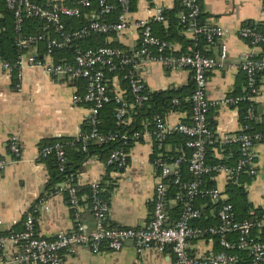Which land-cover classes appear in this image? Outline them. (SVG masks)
I'll return each mask as SVG.
<instances>
[{
	"label": "built area",
	"instance_id": "1",
	"mask_svg": "<svg viewBox=\"0 0 264 264\" xmlns=\"http://www.w3.org/2000/svg\"><path fill=\"white\" fill-rule=\"evenodd\" d=\"M9 9L13 10L16 29L20 30L25 18H39L47 23V27H53L59 33V37L47 40V54L52 56L54 48L65 47L72 42L77 41L91 32L108 33L114 31L121 34L129 23V14L131 13L132 0H119L121 13L119 21L115 23L91 21L78 29L66 30L63 17H80L83 9L92 5L91 0H76V4H53L46 7L34 0H5ZM49 1V0H48ZM150 10L153 15L151 19H144L138 22L140 28V39L136 49L128 52L117 46H99L85 51L77 50L74 61L56 62L52 58L45 61L37 57L34 52L29 56L30 47L42 40L44 36L30 35L18 42L23 48H28L25 54L11 63L0 57V70L15 72L21 78L23 69L27 66H40L51 76L62 77L69 76L73 79L84 80L86 83L83 94H75V102L86 103L89 107L88 121L93 129L88 134H79L82 139V148L87 150L90 140L97 142H115L118 139L116 134H102L97 129L99 121V112L104 105L113 98L109 88L108 72H112L124 64L131 66V69L124 75L128 80L133 95V105H142L149 99V90L145 83L138 77V70L148 63H160L163 66L174 69H189L192 71L195 83L194 92L185 98L192 103L193 114L192 122H178L170 124L166 118L156 115L153 117L154 128L144 129L133 133L135 141L151 137L157 142L159 148L165 145L166 140L175 132L185 135L188 139L186 147L190 148L189 170L196 177L194 180L182 184L189 198L185 202L180 217L173 220L169 216L167 208L168 202V175L176 174L174 183L180 184L181 177L178 168L184 160V155L177 157L172 162L164 159L162 152L157 159L153 158L154 163L159 168L157 182L155 186V196L153 210L150 220L143 227H107L105 220L109 213V204L100 193L104 190L107 181H94L90 184L92 194V210L96 221V227L88 231L82 219V204L78 193L77 175L66 176V191L68 202L73 209L75 221V230L73 232H60L54 238H47L38 233L36 219L32 213H28L22 230L12 231L7 235H0V253L7 242H20L25 247L23 258L29 264H61L63 251L73 250L76 245L88 246L94 252H100L103 247L111 251H119L127 242H132L139 252L156 246L160 251L170 249L174 262L173 264H235L238 256L227 252V249H239L247 251L252 260L250 264L264 263V243L256 242L252 236V223L249 221L236 222L233 219L232 205L224 204L218 211L220 224L217 226L201 227L193 225V220L202 216L201 210L192 205V199L203 193L200 187L199 177L203 174L215 173L216 176L226 174L229 180L237 179L242 174L255 177L258 174V168L255 158V142L264 139L263 133H231L218 136L222 143H238L240 145V157L236 165L209 164L206 160L207 145L213 143V130L208 125V112L213 106L210 101L207 88L209 82V72L218 67H224L228 60V51L225 46L218 58L206 55L200 51L190 53L174 54L171 51L172 45L161 40L154 35L152 23L154 21L166 22L164 8L158 4V0H151ZM183 10L180 11V20L187 25V32L192 34V39L196 40L200 34L206 36L209 44H214L219 38L229 33V29L210 23H199L198 18L202 12L200 0H181ZM98 16H104L112 12L115 6L108 0H98ZM96 15V14H94ZM239 35L245 40L249 39V44L258 46L264 42V35L255 31L250 26L244 25L239 30ZM241 68L246 76V87L248 92L240 95L225 97L222 102L233 106L241 101L251 102L248 109V117L258 119L256 105L254 103L255 95L258 93L256 75L264 72V54L259 55L251 51L241 54ZM119 104L116 117L122 120L125 116L129 104L123 100L121 93L114 96ZM178 104L179 99H174ZM132 105V106H133ZM126 138V135H122ZM9 147L15 158L21 156L20 140L17 135H12L9 139ZM55 156L60 172H64L67 164V154L61 142L44 145L40 150V156L47 158ZM129 152L124 148H116L111 151L106 161L108 166L115 165L117 169L125 168L128 165ZM11 160L0 157V172L4 171L11 163ZM173 166V169L171 168ZM212 201L218 202L224 195L219 187L206 191ZM264 225V215L258 223ZM231 233H236V238H229ZM219 235L220 244L224 250L211 252L207 255H195L190 251L191 242L200 239L204 235ZM3 257L0 255V263Z\"/></svg>",
	"mask_w": 264,
	"mask_h": 264
},
{
	"label": "crops",
	"instance_id": "2",
	"mask_svg": "<svg viewBox=\"0 0 264 264\" xmlns=\"http://www.w3.org/2000/svg\"><path fill=\"white\" fill-rule=\"evenodd\" d=\"M52 4H70L73 0H49ZM158 4L172 9L177 0H158ZM206 22L229 29L205 49L209 56L218 58L223 46L228 51L227 64L209 72L207 94L213 103L210 114L216 120V134L238 133L242 130L239 108L224 104L227 96L246 93V76L241 68V54L262 52L261 46H252L239 35L242 26L250 21L264 23V0H200ZM150 3L138 0L137 8L129 14L127 28L119 34V41L126 47H136L140 39L138 22L152 18ZM188 38L189 32H184ZM175 50L183 45L176 43ZM192 46H189V50ZM40 48L33 52L40 55ZM42 56V55H41ZM45 61L53 57L43 54ZM138 77L150 91L181 87L193 81L189 69L174 70L160 63H148L138 70ZM258 93L254 103L258 119L264 125V75H259ZM112 80V81H111ZM112 82V83H111ZM115 85L116 93L123 94L116 76L109 84ZM85 81L69 76L54 77L40 66H27L21 78L15 72L0 70V157L12 162L0 172V235L23 229L27 214L36 219L38 233L54 238L60 232H73L75 221L73 209L64 192L65 182L49 187L50 169L40 156L41 148L49 141L78 137L83 132L89 116L86 103L75 102V94L85 92ZM189 119L187 112H170L166 120L177 124ZM17 135L21 156L15 158L9 147V139ZM172 148V145H170ZM155 142L151 137L134 142L129 151L128 165L111 169L97 155L89 158L77 174L82 190L94 181L105 180L112 185L109 197L108 221L114 226L143 227L150 220L154 204L155 186L159 168L154 163ZM258 174L246 188L249 199L255 206L264 207V142L255 148ZM222 158L223 154L217 151ZM217 187L225 191L230 181L226 174L216 176ZM86 198V196H84ZM174 203V201H173ZM82 219L88 231L96 227V221L88 204H82ZM174 220V219H173ZM190 251L195 255H207L214 251L211 238L191 242ZM25 247L20 242L9 241L1 251L0 264H29L23 258ZM174 257L168 248L160 251L151 246L139 252L132 242H127L119 251L103 247L94 252L88 246L76 245L73 250L63 251L61 264H173Z\"/></svg>",
	"mask_w": 264,
	"mask_h": 264
},
{
	"label": "trees",
	"instance_id": "3",
	"mask_svg": "<svg viewBox=\"0 0 264 264\" xmlns=\"http://www.w3.org/2000/svg\"><path fill=\"white\" fill-rule=\"evenodd\" d=\"M35 2L42 4L46 7H50L53 4L48 0H34ZM92 5L90 7L84 8L82 15L80 17H63V22L65 24V29L75 30L81 28L82 26L88 24L91 21H101L115 23L119 21V16L121 13V8L119 0H108L109 3L113 4L115 8L111 13L98 16V0H91ZM152 6L151 0H147ZM138 0H132L131 12L135 11L137 8ZM76 4V0L68 5ZM202 6V5H201ZM183 10V5L181 0H177L176 5L172 9L164 8V15L166 16V22L154 21L152 23V29L155 36L161 40L167 41L172 45V50L174 54L180 53H190L192 51H200L208 55L206 47L210 44L207 42L206 36L200 34L196 40L188 38L184 32H187V25L182 23L180 20V11ZM96 14V15H94ZM207 15L202 12L198 18L199 23H206ZM247 26H250L255 31L260 32L264 35V23H255L250 21ZM42 34L44 38L39 40L33 46H38L40 48V55L37 57L43 59V54L47 52V40L49 37H59V33L53 27H47V23L39 18H25L20 30L16 29L15 17L13 10L9 9L6 5L5 0H0V57L6 61L14 63L20 55L25 54L28 48H23L18 45V42L22 39L27 38L30 35H40ZM119 37L114 31L108 33L103 32H91L84 36L83 38L72 42L70 45L65 47L54 48L52 52L53 60L56 62H73L77 54V50L80 49L85 51L90 48H97L99 46H117L125 51H132L136 47L130 49L122 44L120 41H116ZM249 43V39L247 40ZM180 43L183 45L181 50H175L174 45ZM189 46L192 49L189 50ZM258 46L262 47V52L259 55L264 54V42H261ZM42 55V56H41ZM131 69V66L124 64L118 66V68L112 72H108L109 79L116 76L119 80V86L123 91L122 97L129 107L126 110L125 116L122 120L116 117L117 108L119 104L116 102L114 96L116 95L115 85L109 84L111 90L112 100L104 105V107L99 112V121L97 124V129L102 134H116L118 139L115 142H97L95 140H90L87 145V150L82 148V139L79 137H66L56 140H51L47 144H53L56 142H61L65 148L67 154V164L64 172H60L55 156L51 155L44 158V161L48 163L50 169V180L48 183L49 187H53L58 182L66 183V176L73 174L77 175L81 170L83 164L91 157L97 155L103 161H107L112 150L116 148H124L126 151L134 145L133 133L136 131H142L146 128L153 129V117L159 115L166 118V116L173 111L187 112L189 119H185L182 122L190 123L192 122L193 106L192 103L186 101L185 98L190 96L195 89L194 80L189 82L185 86L181 87H170L164 90L150 91L149 89V99L143 102L142 105H133V95L131 92V87L128 80L124 78V75ZM259 75H264V72H259L256 75L257 86L259 81ZM246 78V77H245ZM84 81V80H81ZM112 81V80H111ZM110 82V80H109ZM86 87V86H85ZM248 90L246 89V93ZM174 99H179L180 102L176 104ZM133 105V106H132ZM251 102L241 101L237 106L239 108V119L242 125V130L238 133H263L264 125L259 119H252L248 117V109ZM211 108L208 112V125L213 130V143L207 145L206 149V160L209 164H226L230 166L236 165L238 158L240 157V145L238 143H222L216 134V120L210 114ZM258 115V110L256 109ZM93 126L88 121L83 134H88L92 131ZM122 135H126V138H122ZM187 137L181 133H173L165 142V145L159 148L157 142H155V156L157 159L160 152L163 153L164 159L172 162L177 157L184 155V160L181 162L178 168V173L181 177V183L176 184L174 180L176 174H170L167 177L169 188H168V202L167 208L169 211V216L176 220L180 217L184 204L189 198L186 196V191L182 184L184 182H189L194 180L196 177L189 170V156L191 154V149L186 147ZM264 142V139L256 140L255 144ZM172 145V148H170ZM217 151L223 154L220 158L217 155ZM111 169H117L115 165L109 166ZM254 177L242 174L237 179H232L228 182V185L222 194V197L218 202L212 201L209 194L206 192L217 186L216 174H203L199 177L201 180L200 187L203 189V193L196 195L192 199V205L195 208L201 210L202 216L199 219L193 220V225L201 227L217 226L220 224L218 211L226 203L232 205L233 219L236 222L249 221L252 223L251 236L256 242L264 243V225L259 226L258 223L264 215V207L255 206L253 202L249 199V192L246 188V183H250ZM112 185L106 184L104 190L100 193L101 197L110 204V189ZM64 192L67 196L66 187H64ZM78 193L80 196L81 204H88L90 212L93 214L92 210V190L86 187L84 190L78 187ZM86 196V198H84ZM68 199V197H67ZM174 201V203H173ZM108 217V216H107ZM105 225L107 227L114 226L105 220ZM15 231V230H13ZM12 231L5 232L4 234H9ZM236 233H231L229 238L235 239ZM201 238H211L214 241V251L219 252L225 248L220 244L219 235H204ZM227 252L234 253L238 256V261L235 264H250L251 256L247 251L235 249H227ZM264 264V263H263Z\"/></svg>",
	"mask_w": 264,
	"mask_h": 264
},
{
	"label": "water",
	"instance_id": "4",
	"mask_svg": "<svg viewBox=\"0 0 264 264\" xmlns=\"http://www.w3.org/2000/svg\"><path fill=\"white\" fill-rule=\"evenodd\" d=\"M116 41H119V38H116ZM32 52H33V47H30L28 55L31 56ZM171 168L173 169V166H171Z\"/></svg>",
	"mask_w": 264,
	"mask_h": 264
}]
</instances>
